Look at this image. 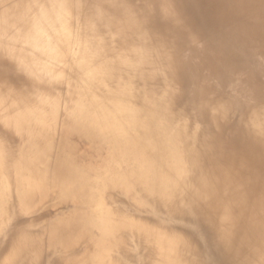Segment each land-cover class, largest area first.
<instances>
[{
  "label": "bare ground",
  "instance_id": "1",
  "mask_svg": "<svg viewBox=\"0 0 264 264\" xmlns=\"http://www.w3.org/2000/svg\"><path fill=\"white\" fill-rule=\"evenodd\" d=\"M0 264H264V0H0Z\"/></svg>",
  "mask_w": 264,
  "mask_h": 264
}]
</instances>
